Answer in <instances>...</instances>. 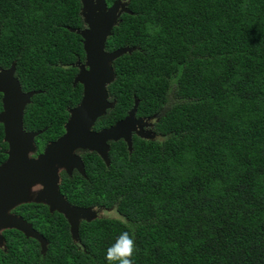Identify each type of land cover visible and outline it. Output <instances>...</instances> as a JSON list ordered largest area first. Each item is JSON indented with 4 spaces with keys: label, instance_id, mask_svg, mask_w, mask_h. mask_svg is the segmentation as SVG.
<instances>
[{
    "label": "trees",
    "instance_id": "1",
    "mask_svg": "<svg viewBox=\"0 0 264 264\" xmlns=\"http://www.w3.org/2000/svg\"><path fill=\"white\" fill-rule=\"evenodd\" d=\"M127 7L105 50L135 49L113 61L115 104L92 128L124 118L137 100L136 116L151 118L156 136L133 135L131 150L111 141L109 164L82 151L85 174L62 172L61 193L115 215L81 219L74 242L62 214L24 204L41 208L35 227L47 250L17 230L4 264H107L105 251L123 231L134 235L135 264H264V0ZM80 11V0H0V67L15 62L21 89L37 91L23 126L41 130L40 149L63 134L82 97L73 85L82 39L69 29L84 27ZM2 138L0 124V163Z\"/></svg>",
    "mask_w": 264,
    "mask_h": 264
},
{
    "label": "water",
    "instance_id": "2",
    "mask_svg": "<svg viewBox=\"0 0 264 264\" xmlns=\"http://www.w3.org/2000/svg\"><path fill=\"white\" fill-rule=\"evenodd\" d=\"M80 3L84 27L69 29L82 39L84 60L74 64L77 72L73 78V85H82V97L76 106L68 109L63 134L47 142L40 153H37L35 137L41 130L27 131L23 126L25 107L37 91L21 89L14 76L15 62L8 68L0 67V124L3 141L8 145L7 156L0 163V231L13 228L26 238L37 240L42 254L47 250L45 237L23 217L10 213L11 209L20 204L45 205L50 213L57 211L66 218L72 240L78 241L80 220L90 221L100 216L102 208L69 203L59 190V172L64 170L70 175L76 169L84 174L81 151L96 152L109 164L111 141L122 139L131 150L133 135L144 139L156 136L147 128L152 127L151 118L136 117L137 100L124 118L108 127L92 128L96 120L115 104V100L109 99L107 90L115 78L113 61L135 47L105 50L107 38L121 14L130 12L128 0H114L109 6L106 0H80ZM1 243L0 235V246Z\"/></svg>",
    "mask_w": 264,
    "mask_h": 264
},
{
    "label": "clouds",
    "instance_id": "3",
    "mask_svg": "<svg viewBox=\"0 0 264 264\" xmlns=\"http://www.w3.org/2000/svg\"><path fill=\"white\" fill-rule=\"evenodd\" d=\"M136 117L137 118H143V119L147 118V117H138V116H136ZM147 128L152 129V127H147ZM152 131H153V129H152ZM43 148H44V146L42 147V149H40V146H37V153H40L43 150ZM74 170H76V169H73L71 171L70 175L67 174L64 170H61L59 172V190H60V180H61L60 175L62 174V172L67 174L68 176H71L72 172ZM84 174H85V168H84ZM20 205H24V204H20ZM91 208H95V207H91ZM100 208H102V210L99 212L100 216H112V214L115 213L114 208H105V207H100ZM136 251H137V247H136L134 235L130 234L128 231H123V232L119 233L117 235V237L115 238L114 242L107 247V249L105 251V260L107 261V264H135L134 255H135Z\"/></svg>",
    "mask_w": 264,
    "mask_h": 264
},
{
    "label": "flooded vegetation",
    "instance_id": "4",
    "mask_svg": "<svg viewBox=\"0 0 264 264\" xmlns=\"http://www.w3.org/2000/svg\"><path fill=\"white\" fill-rule=\"evenodd\" d=\"M112 3V2H111ZM111 3L107 2L108 6L111 5ZM127 115V114H126ZM96 124V123H94ZM94 126V125H93ZM101 127H99L100 129ZM147 129V128H146ZM150 130H152L151 128H148ZM110 146H111V143H110ZM80 153H83L82 151ZM25 205H18L16 206L15 208H12L10 213H13L17 216H21L23 217L26 221H28L32 227L39 232V230H37V228L35 227V225H37V220H40V217H41V208H38L36 207V205H33V206H27V207H24ZM25 209H32L34 211L33 213V223H31L27 217H30L31 214H29L28 211H26ZM4 229V230H1L0 231V235L2 237V243H1V246H0V261L2 262V264H4V259H7V254L8 251H7V245L9 244L10 242V239H11V233L14 232V231H17L16 229ZM20 232V231H19ZM40 233V232H39ZM41 234V233H40ZM23 236V234H22ZM18 237V236H17ZM19 239V237H18ZM35 240V239H34ZM39 249H40V246H39Z\"/></svg>",
    "mask_w": 264,
    "mask_h": 264
},
{
    "label": "bare ground",
    "instance_id": "5",
    "mask_svg": "<svg viewBox=\"0 0 264 264\" xmlns=\"http://www.w3.org/2000/svg\"><path fill=\"white\" fill-rule=\"evenodd\" d=\"M67 120V119H66ZM2 141H3V138H2ZM4 143H6L5 141H3ZM7 144V143H6ZM7 147H8V145H7ZM6 151H7V148L5 149V151H4V153L6 154ZM6 156H7V154H6ZM61 214V213H60ZM9 230V229H8ZM33 239V238H32Z\"/></svg>",
    "mask_w": 264,
    "mask_h": 264
},
{
    "label": "rangeland",
    "instance_id": "6",
    "mask_svg": "<svg viewBox=\"0 0 264 264\" xmlns=\"http://www.w3.org/2000/svg\"><path fill=\"white\" fill-rule=\"evenodd\" d=\"M112 215H115V213H114V214H112Z\"/></svg>",
    "mask_w": 264,
    "mask_h": 264
}]
</instances>
